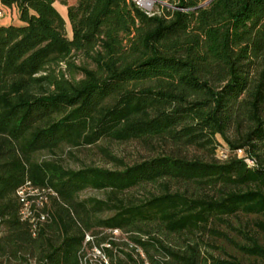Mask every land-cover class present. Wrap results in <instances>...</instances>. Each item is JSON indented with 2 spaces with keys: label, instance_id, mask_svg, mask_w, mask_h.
Here are the masks:
<instances>
[{
  "label": "trees",
  "instance_id": "16d2710c",
  "mask_svg": "<svg viewBox=\"0 0 264 264\" xmlns=\"http://www.w3.org/2000/svg\"><path fill=\"white\" fill-rule=\"evenodd\" d=\"M74 1L0 0L20 23L0 26V264H82L95 229L108 233L99 264H264V0H157L151 16L127 0ZM103 138L211 160L169 154L121 171L35 160ZM26 183L46 191L34 225L16 195ZM146 185L161 193L118 198ZM87 189L113 199L81 201Z\"/></svg>",
  "mask_w": 264,
  "mask_h": 264
},
{
  "label": "rangeland",
  "instance_id": "374dc122",
  "mask_svg": "<svg viewBox=\"0 0 264 264\" xmlns=\"http://www.w3.org/2000/svg\"><path fill=\"white\" fill-rule=\"evenodd\" d=\"M74 0H69V4H74ZM55 8L60 12L61 16L64 18L67 24L68 37L71 38L70 25L67 19L66 10L55 4ZM151 13L158 12L157 0L153 1L150 7ZM19 21L17 15L12 11H2L0 15V26L8 25H18ZM216 140L220 146H226L223 139L219 136ZM174 154L187 159L199 158L203 161L211 160V155L207 151L195 147H183L178 148L169 141L154 139L148 141L147 143L140 141H130L125 143H120L112 141L109 139H101L91 146L82 147H71L65 146L55 152V154L40 153L37 154L35 160L42 161H55L60 164L65 170L79 171L86 168H99L108 171H121L124 169L123 164L126 166H132L136 163H140L144 160H149L151 158H156L161 155ZM215 158L219 161H223L224 154L222 149H218L215 154ZM122 164V165H121ZM171 189L176 191L178 189L177 185H172ZM184 191V188L181 189ZM190 192H192L190 190ZM161 193L160 186L156 185H146L141 188L130 190L118 198L124 202H129L131 200H139L143 198H149L151 194L159 195ZM113 199L110 191H96L92 189H87L81 193L79 199L81 201L88 200H98V201H109ZM111 216L110 212L102 211L97 215L99 219H106ZM233 226H236V221H232ZM221 231H225L226 228L219 227ZM100 229H95L93 236L92 234H87L86 236V246L84 247L82 253V264H99L100 258L102 256V251L100 248L96 247L99 243L102 245V239L107 237V232H100ZM118 244V249L123 250L127 253H131L130 249L125 246L129 243L128 235L124 233H114L111 237ZM169 240L173 244H181L180 239L177 237H170ZM88 242V243H87ZM112 250V249H111ZM114 251V250H113ZM215 256H222L220 252L214 253ZM125 259L124 256H120ZM134 258L137 259L136 256ZM34 264V262H32Z\"/></svg>",
  "mask_w": 264,
  "mask_h": 264
},
{
  "label": "built area",
  "instance_id": "2783aa9c",
  "mask_svg": "<svg viewBox=\"0 0 264 264\" xmlns=\"http://www.w3.org/2000/svg\"><path fill=\"white\" fill-rule=\"evenodd\" d=\"M127 2L134 4L145 14L151 16L152 13L150 11L151 4L150 0H127ZM3 9H0V15L2 14ZM237 156L239 158H243L244 155L242 151H237ZM248 163L252 165V162ZM49 192V191H48ZM47 192V193H48ZM46 191H40L38 189H34L31 187L30 183H26L22 188H20L16 195L19 199V202L22 204L21 215L23 219L29 221L31 224H35L37 220L31 216V208L34 204H38V206H42L43 202L47 201ZM41 221L45 220L44 216L40 217Z\"/></svg>",
  "mask_w": 264,
  "mask_h": 264
},
{
  "label": "crops",
  "instance_id": "0c3cea01",
  "mask_svg": "<svg viewBox=\"0 0 264 264\" xmlns=\"http://www.w3.org/2000/svg\"><path fill=\"white\" fill-rule=\"evenodd\" d=\"M0 9H2V6H1V5H0ZM11 11H12L14 14L17 15V11H16V9H12ZM19 24H20V23H19ZM19 24H18V25H19Z\"/></svg>",
  "mask_w": 264,
  "mask_h": 264
},
{
  "label": "bare ground",
  "instance_id": "6f19581e",
  "mask_svg": "<svg viewBox=\"0 0 264 264\" xmlns=\"http://www.w3.org/2000/svg\"><path fill=\"white\" fill-rule=\"evenodd\" d=\"M153 1H155V0H150V3H152Z\"/></svg>",
  "mask_w": 264,
  "mask_h": 264
}]
</instances>
